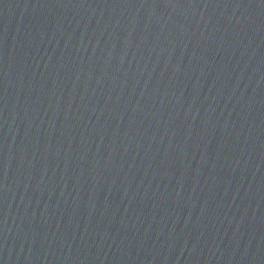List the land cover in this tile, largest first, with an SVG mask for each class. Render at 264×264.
<instances>
[{
    "label": "water",
    "instance_id": "obj_1",
    "mask_svg": "<svg viewBox=\"0 0 264 264\" xmlns=\"http://www.w3.org/2000/svg\"><path fill=\"white\" fill-rule=\"evenodd\" d=\"M0 264H264V0H0Z\"/></svg>",
    "mask_w": 264,
    "mask_h": 264
}]
</instances>
